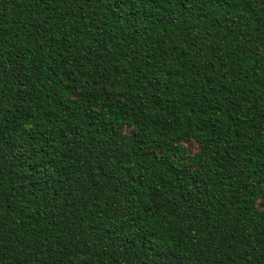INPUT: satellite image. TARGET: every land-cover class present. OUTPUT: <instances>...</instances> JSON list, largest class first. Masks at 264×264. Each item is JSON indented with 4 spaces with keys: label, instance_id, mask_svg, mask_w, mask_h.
<instances>
[{
    "label": "trees",
    "instance_id": "1",
    "mask_svg": "<svg viewBox=\"0 0 264 264\" xmlns=\"http://www.w3.org/2000/svg\"><path fill=\"white\" fill-rule=\"evenodd\" d=\"M0 264H264V0H0Z\"/></svg>",
    "mask_w": 264,
    "mask_h": 264
}]
</instances>
